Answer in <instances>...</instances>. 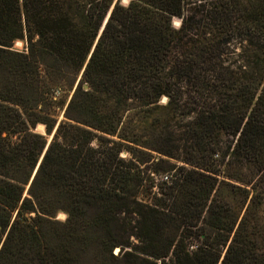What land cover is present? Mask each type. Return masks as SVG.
I'll return each mask as SVG.
<instances>
[{
    "label": "trees",
    "instance_id": "16d2710c",
    "mask_svg": "<svg viewBox=\"0 0 264 264\" xmlns=\"http://www.w3.org/2000/svg\"><path fill=\"white\" fill-rule=\"evenodd\" d=\"M235 33L256 37L242 75L221 60ZM90 53L45 151L35 129ZM184 105V165L146 204L141 166L174 158ZM0 246V264H264V0H0Z\"/></svg>",
    "mask_w": 264,
    "mask_h": 264
},
{
    "label": "rangeland",
    "instance_id": "374dc122",
    "mask_svg": "<svg viewBox=\"0 0 264 264\" xmlns=\"http://www.w3.org/2000/svg\"><path fill=\"white\" fill-rule=\"evenodd\" d=\"M116 1L117 0H115V2ZM121 3L123 5H128L129 0H121ZM108 15H109V13H108ZM108 15L106 18H108ZM109 17H110V15H109ZM199 17L200 16H197L196 21H198L200 19ZM181 25H182V19H178V18L173 19V26L176 29H180ZM190 27H192L191 29H195V26L193 24ZM101 29H102V27H101ZM99 34H100V32H99ZM246 39H249V38H246L245 36L241 35L240 33H235L232 36L230 44L228 45V48L225 51V53L223 54V57L221 59L222 63H223V67L229 68L230 71H232L238 75H242L241 73L243 71H249L250 67L252 66V64H251L252 59L249 56V54H250L249 51H252L251 50V49H253L252 45H253V43L255 44L256 37L251 39L250 42L252 43V45L250 43H247L248 40H246ZM183 43L184 44L182 45V48H183V50H186L187 45H189V44L186 40L183 41ZM245 45H248V47ZM24 47H25V44L22 41H18L14 45V48L16 50H19V51H23ZM213 61L219 62V65H220V61L218 59H214ZM76 84H75V87H76ZM75 87L73 88L72 91L64 90L63 92H59V94L57 96H55L57 103L55 105V109H53L51 112V115L54 116V118L57 120V124H56L55 129L58 128L59 124L62 121L67 120L65 118V112H66L67 106H68V104H69V102H70V100L74 94V91L76 90ZM165 103H166V98H163L161 100V104H165ZM179 111H180V113L177 114V117L174 118L171 116L173 126L175 127L174 131H176L175 135L173 137V139L175 141L174 143L177 146L173 150L174 158H169V157L164 156L162 154H159L155 151H150L151 155L153 156V159L150 162H148L147 164L141 166V169H143V176L145 177V186L140 191L139 199L146 204H152L153 203L154 195H156V193H158L159 184L162 182L161 177L163 175L171 177V175H173V173L175 172V170L170 171V172H165L164 170L169 169L170 165L171 166H174V165L182 166V165H184L183 161H185V157H186L185 151L183 150L185 147V135L182 133V129H183L182 127H184V125L191 120V117L193 115L190 114V106H187V105L180 107ZM136 121H139V119H136ZM150 122L151 121L149 120V123H148L149 125H150ZM144 127H145V125H144ZM55 129H54V131H55ZM54 131H53V133H54ZM35 132L38 134L44 135L48 141L50 140V138L53 134L52 133L51 135H47V133L45 131V127L41 124L36 127ZM149 134L144 132V131H141V130L139 132V135L144 137L143 141H148V143H151L154 147H157V148L162 149L164 151L168 150V147L170 146V145H168L169 143L164 142L163 144H161L158 141V138H155L153 135H151V134L149 135ZM231 142H232V138L227 137L226 135H223L219 141V149L221 148V152L226 151L227 147L230 146ZM178 148H179V150H178ZM121 156L124 158L128 157V155L126 153H122ZM159 159H162L165 162L160 163ZM155 169H158V172H154L153 170H155ZM27 192L28 191H27V187H26L25 196L27 195ZM65 219H66V215L64 213H58L57 214L56 220H58L60 222H64ZM193 246H189V250L193 249L194 248ZM127 250H130V248H128ZM91 251H92V249H91ZM91 251H90V253H91ZM119 253H120V248L114 249V255H118ZM84 263L85 264H91V262L89 260L87 262L86 259H85Z\"/></svg>",
    "mask_w": 264,
    "mask_h": 264
},
{
    "label": "water",
    "instance_id": "95a60500",
    "mask_svg": "<svg viewBox=\"0 0 264 264\" xmlns=\"http://www.w3.org/2000/svg\"><path fill=\"white\" fill-rule=\"evenodd\" d=\"M109 15H110V14H109ZM109 15H108V18H109ZM108 18H106V20H105V22H104V24H103V26H102V29H101V31H100V34L102 33V31H103V29H104V27H105V24H106ZM100 34H99V36H100ZM92 51H93V50H92ZM92 51H91V53H92ZM91 53H90V55H89V57H88V59H87V61H86V64H85V66H84V68H83V70H82V72H81V74H80V76H79V79H78V82H77L75 88H77L78 83H79V81H80L81 78H82V75H83L84 69H85V67H86V65H87V63H88V61H89V59H90ZM84 89L87 90V89H88V86H87V85H84ZM56 129H57V128H56ZM56 129H55V131H56ZM55 131H54V133L52 134L50 140L48 141L47 146H46V148H45V151L47 150L49 144L51 143V141H52V139H53V137H54ZM45 135H46V134H45ZM45 151H44V153H45ZM44 153H43V155H44ZM42 158H43V156L41 157L40 162H41ZM40 162H39V164L37 165V167L35 168V170H34V172H33V175H32V177H31V179H30V182L28 183L27 191H28V189H29V187H30V185H31V183H32V181H33L35 175H36V172H37V170H38V168H39ZM0 247H1V246H0Z\"/></svg>",
    "mask_w": 264,
    "mask_h": 264
},
{
    "label": "built area",
    "instance_id": "2783aa9c",
    "mask_svg": "<svg viewBox=\"0 0 264 264\" xmlns=\"http://www.w3.org/2000/svg\"><path fill=\"white\" fill-rule=\"evenodd\" d=\"M58 94H59V93H57V95H58ZM57 95H56V96H57ZM161 181H162V182L169 181V176L163 175V176L161 177ZM193 247H194V248L191 249V251L196 249V246H193Z\"/></svg>",
    "mask_w": 264,
    "mask_h": 264
},
{
    "label": "crops",
    "instance_id": "0c3cea01",
    "mask_svg": "<svg viewBox=\"0 0 264 264\" xmlns=\"http://www.w3.org/2000/svg\"><path fill=\"white\" fill-rule=\"evenodd\" d=\"M112 8H113V7H112ZM112 8H111V10H110L109 14H111Z\"/></svg>",
    "mask_w": 264,
    "mask_h": 264
}]
</instances>
